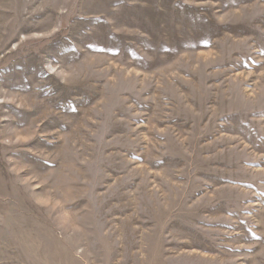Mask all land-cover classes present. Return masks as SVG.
<instances>
[{
	"label": "rangeland",
	"instance_id": "374dc122",
	"mask_svg": "<svg viewBox=\"0 0 264 264\" xmlns=\"http://www.w3.org/2000/svg\"><path fill=\"white\" fill-rule=\"evenodd\" d=\"M0 264H264V0H0Z\"/></svg>",
	"mask_w": 264,
	"mask_h": 264
}]
</instances>
